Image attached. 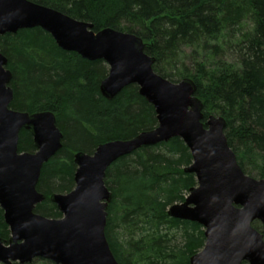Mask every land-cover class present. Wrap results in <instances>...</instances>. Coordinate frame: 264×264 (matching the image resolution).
I'll list each match as a JSON object with an SVG mask.
<instances>
[{
  "label": "trees",
  "instance_id": "1",
  "mask_svg": "<svg viewBox=\"0 0 264 264\" xmlns=\"http://www.w3.org/2000/svg\"><path fill=\"white\" fill-rule=\"evenodd\" d=\"M31 1L91 23L95 32L113 28L141 37L154 71L173 82L191 78L203 121L222 116L241 168L264 178V0ZM0 52L13 74L10 107L54 112L63 132L62 148L42 167L37 189L45 199L35 207L36 213L60 218L50 196L75 187V153H93L102 143L155 128V108L136 84L105 98V61L62 49L41 27L1 35ZM19 150H36L24 129ZM191 163L189 148L174 137L143 146L107 169L112 200L105 232L120 264H190L203 248L199 223L168 215L169 206L183 202L197 185L195 174L184 171ZM10 235L0 207V238ZM25 264L56 263L37 258Z\"/></svg>",
  "mask_w": 264,
  "mask_h": 264
},
{
  "label": "water",
  "instance_id": "2",
  "mask_svg": "<svg viewBox=\"0 0 264 264\" xmlns=\"http://www.w3.org/2000/svg\"><path fill=\"white\" fill-rule=\"evenodd\" d=\"M41 27L64 50L88 60H104L108 75L100 83L107 99L131 84L156 111L158 125L129 139L100 144L93 153L78 151L75 187L53 193L61 212L51 218L35 212L45 199L37 183L44 163L63 146V132L54 112H24L10 107L14 92L8 58L0 52V207L10 238H0V263L22 264L44 258L56 264H120L106 237L112 191L105 183L107 169L119 158L143 146L181 138L192 163L185 172L196 176L183 202L169 206L168 215L199 223L205 244L190 264H264V178L241 168L225 134L226 120L210 115L203 121V103L191 78L170 81L154 71V58L143 39L133 33L77 20L31 0H0V36ZM27 130L36 150L20 152V132Z\"/></svg>",
  "mask_w": 264,
  "mask_h": 264
},
{
  "label": "rangeland",
  "instance_id": "3",
  "mask_svg": "<svg viewBox=\"0 0 264 264\" xmlns=\"http://www.w3.org/2000/svg\"><path fill=\"white\" fill-rule=\"evenodd\" d=\"M254 175V174H253ZM253 177H256V176H253ZM189 194V192H187L186 193V195L185 196H187ZM178 202H180V201H178ZM253 225L258 229V230H260L262 233H263V231H264V226H263V224H262V222L261 221H259V220H255L254 222H253ZM35 259H37V258H34V260ZM44 259V258H43ZM33 260V261H34ZM29 263H31V262H29ZM0 264H2V263H0Z\"/></svg>",
  "mask_w": 264,
  "mask_h": 264
}]
</instances>
